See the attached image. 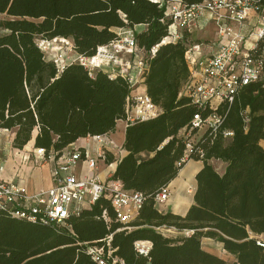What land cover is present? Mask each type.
<instances>
[{
  "label": "trees",
  "instance_id": "trees-1",
  "mask_svg": "<svg viewBox=\"0 0 264 264\" xmlns=\"http://www.w3.org/2000/svg\"><path fill=\"white\" fill-rule=\"evenodd\" d=\"M0 14L6 16L0 20V129L14 131V148L33 140V148L58 155L78 138L113 131L125 117L126 80L101 69L89 74L77 63L58 71L37 46V37L70 38L78 53L92 55L117 37L115 28L145 24L135 34L137 45L146 51L159 45L144 84L162 108L158 116L126 126L122 147L127 154L112 175L125 189L146 195L132 221H117L104 197L70 215L59 230L0 211V264H97L86 245H101L109 235L112 255L121 260L117 264H264V247L250 236L264 234L263 82L245 85L223 105L222 128L233 131L227 143L220 132L204 134L199 143L203 166L186 213L163 212L154 195L181 168L176 161L185 146L177 134L196 109L179 92L189 76L188 44L199 40L184 32L182 40L161 43L170 19L149 0H0ZM245 108L246 129L240 115ZM142 152L149 155L140 158ZM213 158L227 163L223 174L209 163ZM105 161L113 162V154L106 151ZM162 226L190 233L166 236L157 229ZM203 237L220 242L236 260L227 263L204 250ZM136 241L151 243L147 255L135 250Z\"/></svg>",
  "mask_w": 264,
  "mask_h": 264
},
{
  "label": "built area",
  "instance_id": "built-area-1",
  "mask_svg": "<svg viewBox=\"0 0 264 264\" xmlns=\"http://www.w3.org/2000/svg\"><path fill=\"white\" fill-rule=\"evenodd\" d=\"M149 1L163 8L165 16L170 19L167 36L161 43L182 40L184 32L192 34L193 28L203 29L205 23H211L214 28L213 40L191 42L185 52L189 76L179 96L187 97L196 110L177 134L185 146L182 156L176 161V165L182 167L190 160L202 159L199 143L205 133L214 136L220 132L225 140L231 139L233 131L222 128L225 119L223 105L233 102L245 85L256 81L264 83V0H202L190 4L183 0ZM114 31L117 37L98 45L92 55L78 53L73 41L63 37L41 38L37 46L49 56L58 71L72 63L80 64L89 74L105 66L110 67L106 71L108 76H121L130 88L125 100V123L152 119L162 113V108L145 90H136L144 83L149 60L159 44L147 51L140 48L135 37V25L115 28ZM58 38L65 41L64 46H52L51 43ZM240 115L246 129L249 109L245 108ZM107 134L91 136L97 144V159L79 148H66L58 155L54 151L46 154L43 147L34 148L33 153L40 162L54 161L50 170L53 185L36 193H29L18 180L4 178L3 165L0 164V211L59 230L70 215L78 214L104 197L110 201L117 221L123 224L132 221L146 195L125 189L119 180L112 177L113 173L100 178L97 164L98 159L105 158ZM80 160L87 162L83 176L76 173ZM169 196L168 186L161 188L154 195L155 205L164 204ZM110 240L109 235L101 240V245H86L85 251L97 264H117L121 260L112 255ZM257 244L264 247L263 240L257 239ZM104 245L107 246L106 251ZM134 247L139 254L147 255L151 243L136 241Z\"/></svg>",
  "mask_w": 264,
  "mask_h": 264
},
{
  "label": "crops",
  "instance_id": "crops-1",
  "mask_svg": "<svg viewBox=\"0 0 264 264\" xmlns=\"http://www.w3.org/2000/svg\"><path fill=\"white\" fill-rule=\"evenodd\" d=\"M145 28V24L135 25V29L138 32L144 30ZM213 39L214 28L213 37H211L209 40L211 41ZM101 70L106 72L110 70V67L105 66ZM144 90L146 91V87L145 84L142 83V85L138 87L136 91ZM126 126L127 124L125 123V121L123 119H119L116 121L114 130L107 134L109 136V140L106 142L105 152L107 151L112 153L114 156V161L111 163H107L105 161V158L98 159V172L100 178L102 179H104L109 173L112 174L115 170L117 160L127 154V151L122 147ZM1 130L5 132L9 131L7 129ZM8 133H10V148L0 146V164L3 165V170L7 169L8 171L6 173H2L3 177L6 179L18 180L26 186L29 193H36L52 186L53 181L51 178L50 170L54 165V161L47 160L44 162H40L33 153V140L30 143L26 144L22 149L14 148L12 146L14 131H9ZM67 148H79L82 151L86 150L89 153L90 157L97 159L95 155L97 144L91 138V136L78 138ZM148 155V153L142 152L139 156L140 158H144ZM14 159L16 165H14ZM209 163L213 166L214 170L218 174H223L227 165L225 161L214 158L210 159ZM202 166V160H190L179 169L176 177L173 178L167 185L170 190V196L168 200L161 206L163 212L170 210L171 212L180 215H184L186 213L188 207L193 203V192L196 184L195 175ZM86 171L87 162L85 160H80L76 166V173L79 176H83ZM250 236L264 241V234H250ZM223 251L227 255H229L230 263L236 260L234 255L226 252L224 249ZM218 256L225 259L223 255Z\"/></svg>",
  "mask_w": 264,
  "mask_h": 264
},
{
  "label": "rangeland",
  "instance_id": "rangeland-1",
  "mask_svg": "<svg viewBox=\"0 0 264 264\" xmlns=\"http://www.w3.org/2000/svg\"><path fill=\"white\" fill-rule=\"evenodd\" d=\"M6 16L4 14H0V20L5 19ZM115 30V29H114ZM4 32V30L0 29V33ZM138 32V31H137ZM213 37V25L211 23H205L204 24V28L200 29L199 27L193 28V32H192V38H197L199 41H204V42H208L209 39ZM41 38L37 37L35 39L36 43L40 40ZM69 40H71L70 38H68ZM65 41H61V39H56L55 42H52V46H57V45H63ZM64 46V45H63ZM44 57L48 60L49 56L47 54L44 53ZM9 131H13V130H9ZM8 131V132H9ZM7 131H2L0 130V146H5L7 148H10V143H9V134ZM32 141V140H31ZM30 141V142H31ZM28 142V143H30ZM225 143L228 142V139H226L224 141ZM27 143V144H28ZM14 165L15 164V159H14ZM8 172L7 169L3 170V173ZM188 189V188H187ZM188 192V191H187ZM162 205H158V209L162 210ZM163 211V210H162ZM162 234L166 235V236H171V237H175V236H183V235H188L190 232L189 231H178L176 230L174 227H159L157 228ZM201 246L204 250L215 253L217 255H223L224 256V260L227 263H230V257L229 255H227L223 249L222 246L220 244V242L214 240V239H206V238H201Z\"/></svg>",
  "mask_w": 264,
  "mask_h": 264
},
{
  "label": "bare ground",
  "instance_id": "bare-ground-1",
  "mask_svg": "<svg viewBox=\"0 0 264 264\" xmlns=\"http://www.w3.org/2000/svg\"><path fill=\"white\" fill-rule=\"evenodd\" d=\"M56 41V40H55Z\"/></svg>",
  "mask_w": 264,
  "mask_h": 264
}]
</instances>
